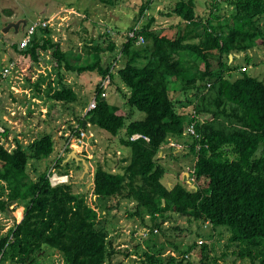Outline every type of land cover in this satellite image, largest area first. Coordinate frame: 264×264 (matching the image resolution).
Masks as SVG:
<instances>
[{
  "label": "trees",
  "instance_id": "1",
  "mask_svg": "<svg viewBox=\"0 0 264 264\" xmlns=\"http://www.w3.org/2000/svg\"><path fill=\"white\" fill-rule=\"evenodd\" d=\"M100 2L115 5V0ZM197 3L179 0L170 12L161 13L179 19L172 27L173 36L155 30L156 18L147 16L149 7L143 6L137 24L144 16L148 19L137 34L145 44L137 48V39H127L122 51L127 61L117 75L112 74L110 64L102 62L98 45L90 48L96 60L83 67L74 66L52 37L35 35L24 50L15 45L33 66L54 67L60 87H50L47 94L52 102L77 100L65 72L98 71L102 79L111 75L116 82L118 78L129 91L123 93L129 114L122 115L117 105L101 100L99 86L96 109L78 120L87 133L96 128L119 138L125 157L120 162L125 165H117L118 171L99 163L90 192L100 201H132L134 211L128 216L140 221L142 228L151 227L149 236H140L142 241L133 245V252L123 249L128 259L120 264H184L191 262L198 248L199 264H221L226 254L212 257L207 244L200 247L195 243L188 252L175 246L179 256L190 254L182 260L175 254L166 255L163 247H156L157 251L142 247L143 240L162 230L172 213L196 224H210L215 231L225 229L230 233L229 247L239 249L235 254L239 260L264 264V81L247 69L234 80L238 67L230 65V55L249 62L248 53L253 49L264 52V0H213V9L200 14ZM225 8L232 13L223 15ZM42 30L50 35L49 29ZM110 48L117 47L112 44ZM36 86L40 94L41 86ZM189 93L196 96L193 111L181 113L178 96ZM135 112L144 117L135 120ZM0 125L4 124L0 121ZM191 126L195 134L189 132ZM2 127L0 182L9 193L7 199L0 193V212L12 210L18 215L17 208L24 206L25 214L18 215L15 228L0 238V264H38L56 254L63 264H115L117 245L109 239L96 208L87 203L90 192L76 194L69 183L52 186L48 174L36 180L29 177L31 162L46 161L54 154V137L47 133L27 146L15 137L11 148L4 143H11V131L7 125ZM136 135L140 138L132 140ZM169 140L189 149L196 158L192 171L195 188L184 182L173 187L165 184L167 170L158 155ZM68 168L69 164L63 167L61 175H69ZM13 204L17 205L11 208Z\"/></svg>",
  "mask_w": 264,
  "mask_h": 264
},
{
  "label": "rangeland",
  "instance_id": "2",
  "mask_svg": "<svg viewBox=\"0 0 264 264\" xmlns=\"http://www.w3.org/2000/svg\"><path fill=\"white\" fill-rule=\"evenodd\" d=\"M178 1L115 0V5H106L100 0H0V121L11 131V143L4 142L5 146L14 148L15 137L27 146L47 133L56 140L55 152L48 160L30 163L28 174L32 180H36L42 174H48L52 186H58V181H61L62 184H72L74 193L86 194L93 187L94 171L99 163H108L111 168L117 169V165L125 157L124 152L119 149V138H114L96 128H93L95 132H90L84 140L78 137H75L73 141L70 139L74 129L80 126L79 118L87 115L90 104L96 99L97 91L104 79L98 71L81 75L65 72L66 82L76 91L77 100L65 104L52 102L47 94L50 87L53 89L60 87L54 67L44 64L33 66L15 48V45H21L29 27L40 19L49 21L54 18L53 26L47 28L50 35H45L40 29L36 34L39 38L52 37L55 42H59L76 67L93 63L96 55L90 48L98 45L102 49V62L105 65H113L115 61L117 63L119 61V66L116 68L118 70L127 61V58L123 59L122 56L127 36L134 26L142 27L147 22L148 15L156 18L155 30L170 36L174 35L172 27L178 25L179 19L167 18L161 13L170 12ZM197 2L199 14L207 13L211 7L213 9L211 5L213 0H197ZM143 6L149 7L146 11L147 16H144L137 24ZM225 9L227 12L223 15L228 16L232 13L231 8ZM112 44L117 47L114 51L110 48ZM135 45L137 48L143 46L137 43ZM224 60L227 62V59ZM243 64L246 63L242 61L236 72H233L234 80L241 76L243 70H246V65ZM230 65L237 67L236 63ZM6 69H9L10 73L6 74ZM248 72L250 74V71ZM173 81L171 79V82ZM38 84L41 86L40 94L36 92ZM119 88L123 92H119ZM123 93H129V91L117 78L116 82L112 81V85L107 90L101 91L100 99L117 105L120 108V114L127 115L131 109L127 106ZM178 99L181 102L178 104L181 113L188 114L193 111L196 96H192V93L181 94ZM143 117L144 114L140 112L133 114L135 120ZM202 119L207 120V117ZM4 125H0V128L5 132L2 127ZM124 134L125 132L122 133ZM75 154L80 159H85L89 168H86L83 162L75 160ZM158 159L167 170L165 179L167 186L173 187L177 183L184 182L193 188L196 187L192 178L196 158L190 154L189 149L175 146L170 142L162 147ZM67 164H69V175H61L63 167L66 168ZM56 175L62 179H58ZM0 193L4 194L3 199H7L9 191L4 182H0ZM87 203L96 208L102 219L100 223H103L109 232V239L117 245L118 256L115 264L126 263L128 258L123 253L125 251L123 249L133 252V245L142 241L140 236L144 237L140 221L134 222L128 216L134 211L133 202L122 200V198L100 201L98 196L90 192ZM16 205L13 204L11 208ZM17 212L21 217L24 216V206L17 208ZM18 215L12 210L7 213L0 212V238L8 235L15 228L17 218H20ZM170 216L172 218L162 230H159V233L153 232L150 239L143 240L142 247L156 251L158 250L156 247H163L166 255L175 254L182 260L190 254L179 256L175 246L188 252V248L195 243L200 247L207 244L212 257L220 258L226 254L221 264L225 262V264H251L248 258L238 259L235 255L239 251L237 246L229 247L230 233L225 229L215 231L210 224H196L173 213ZM147 221V225H151L150 220ZM200 253L198 248L192 253L191 262L184 264H199ZM38 264H63V260L59 254H56L39 260ZM256 264L259 263L256 262Z\"/></svg>",
  "mask_w": 264,
  "mask_h": 264
},
{
  "label": "built area",
  "instance_id": "3",
  "mask_svg": "<svg viewBox=\"0 0 264 264\" xmlns=\"http://www.w3.org/2000/svg\"><path fill=\"white\" fill-rule=\"evenodd\" d=\"M55 19L53 18L52 20H49V21H46V20H43V19H40L38 22H36V23H33L30 27H29V30H28V32L26 33V36L24 37V39L22 40V42H21V49H26L29 45H30V43L32 42V40H33V37L37 34V32H38V30H40V29H47L49 26L50 27H52L53 26V21H54ZM140 27H137V28H135V30L134 31H132V32H130L129 33V35L127 36V39H137V42H138V44H141V45H144L145 44V40H144V38L142 37V36H140L139 34H137V32H138V29H139ZM120 58H121V56H120ZM121 60V59H120ZM119 66V61H118V63H117V61H115L114 63H113V65H112V69H111V72L112 73H116V68ZM5 73L7 74V73H10V70L9 69H6L5 70ZM6 76V75H5ZM112 77H111V75H108L105 79H104V81H103V84L101 85V90H107L111 85H112ZM96 107H97V98L90 104V107H89V110H88V112L87 113H89V112H91V111H93V110H95L96 109ZM89 127H91V125L89 124ZM189 132H191L192 134H195V130H194V127L193 126H191L189 129ZM0 132L1 133H4V131H3V129H1L0 128ZM90 133V132H89ZM89 133H87L86 131H84L80 126L78 127V128H76V130L75 131H73L71 134V136H70V139L73 141L74 139H75V137H78V138H80L81 140H84L85 138H87L88 137V135H89ZM138 138H140V136H138V135H136V136H133L131 139L132 140H136V139H138ZM145 139H147L148 141H149V139L148 138H145ZM171 142V144H174L175 146H181V145H179V144H177L176 142H174L173 140H169V142L168 143H170ZM168 143H166V144H164L163 145V147L165 146V145H167ZM57 176V175H56ZM57 178L58 179H62V178H59L58 176H57ZM54 179H55V177L52 179L53 181H54ZM59 182V184H62V182L61 181H58ZM57 182V183H58ZM58 184V185H59ZM143 230V234H144V237L146 238V237H148L149 236V233H151V231L149 230V228H143L142 229ZM157 232H159L158 230H156L155 231V233H157Z\"/></svg>",
  "mask_w": 264,
  "mask_h": 264
},
{
  "label": "crops",
  "instance_id": "4",
  "mask_svg": "<svg viewBox=\"0 0 264 264\" xmlns=\"http://www.w3.org/2000/svg\"><path fill=\"white\" fill-rule=\"evenodd\" d=\"M178 24H179V21H178ZM248 54L251 57L249 62H245L246 61L245 57L242 58V56L232 55L233 57L232 58L230 57V64L236 63L238 67L239 64L242 63L243 60H245L243 62H245L246 64H243V65H246L247 72L250 71L251 76L264 81V52L262 51V54H261V51L255 48Z\"/></svg>",
  "mask_w": 264,
  "mask_h": 264
},
{
  "label": "water",
  "instance_id": "5",
  "mask_svg": "<svg viewBox=\"0 0 264 264\" xmlns=\"http://www.w3.org/2000/svg\"><path fill=\"white\" fill-rule=\"evenodd\" d=\"M230 57L232 58L233 56L231 55ZM75 160L83 162L85 167L89 168L88 164L86 163V160L85 159H80L76 154H75Z\"/></svg>",
  "mask_w": 264,
  "mask_h": 264
},
{
  "label": "clouds",
  "instance_id": "6",
  "mask_svg": "<svg viewBox=\"0 0 264 264\" xmlns=\"http://www.w3.org/2000/svg\"><path fill=\"white\" fill-rule=\"evenodd\" d=\"M123 56V55H122ZM121 68V67H120ZM119 68V69H120ZM111 69H112V65H111ZM119 69L118 70H116V73H112V74H114V75H117V73H118V71H119ZM59 185H61V184H59Z\"/></svg>",
  "mask_w": 264,
  "mask_h": 264
}]
</instances>
